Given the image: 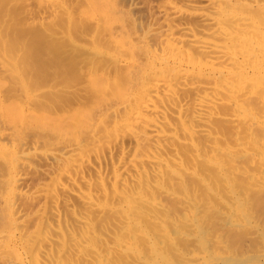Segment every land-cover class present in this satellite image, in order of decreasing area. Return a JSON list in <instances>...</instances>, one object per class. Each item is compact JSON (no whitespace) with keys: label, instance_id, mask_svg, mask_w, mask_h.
Returning <instances> with one entry per match:
<instances>
[{"label":"bare ground","instance_id":"6f19581e","mask_svg":"<svg viewBox=\"0 0 264 264\" xmlns=\"http://www.w3.org/2000/svg\"><path fill=\"white\" fill-rule=\"evenodd\" d=\"M51 19L56 62L0 58V264H264V0Z\"/></svg>","mask_w":264,"mask_h":264},{"label":"rangeland","instance_id":"374dc122","mask_svg":"<svg viewBox=\"0 0 264 264\" xmlns=\"http://www.w3.org/2000/svg\"><path fill=\"white\" fill-rule=\"evenodd\" d=\"M26 1L29 6L25 0H0V58H4V61L10 57L19 63L56 62L60 56L59 41L53 37L57 32V21L51 19L44 21L41 26H28L25 22V12L29 8L35 9L38 0ZM49 32L51 36L48 35ZM2 78L3 76L0 81ZM4 81L6 79L0 83L3 84ZM6 82L2 87L7 85Z\"/></svg>","mask_w":264,"mask_h":264}]
</instances>
